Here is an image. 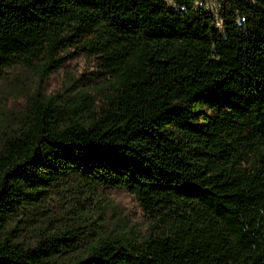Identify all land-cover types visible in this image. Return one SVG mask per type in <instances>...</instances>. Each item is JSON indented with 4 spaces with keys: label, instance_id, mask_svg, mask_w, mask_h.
<instances>
[{
    "label": "trees",
    "instance_id": "1",
    "mask_svg": "<svg viewBox=\"0 0 264 264\" xmlns=\"http://www.w3.org/2000/svg\"><path fill=\"white\" fill-rule=\"evenodd\" d=\"M176 1L0 0V83L34 81L0 121V264H264V0H211L220 25ZM69 182L131 196L143 226L17 242Z\"/></svg>",
    "mask_w": 264,
    "mask_h": 264
},
{
    "label": "rangeland",
    "instance_id": "2",
    "mask_svg": "<svg viewBox=\"0 0 264 264\" xmlns=\"http://www.w3.org/2000/svg\"><path fill=\"white\" fill-rule=\"evenodd\" d=\"M165 1L179 9L176 0ZM195 7L205 9L220 25L219 9L214 2L203 0ZM89 71L90 62L82 57L76 58L66 70L47 80L44 86L47 92H53L64 82H69L70 78H78ZM33 83V79L24 73L15 74L0 83V121L5 119L9 122L8 109L20 103ZM44 196L40 202L26 206L17 218V242L30 245L43 232L52 235L76 227H80L78 232L84 235L89 229L112 231L132 226L141 228L144 224L143 214L135 199L121 191H104L101 194L76 182H69ZM14 223L11 222L8 227L12 228Z\"/></svg>",
    "mask_w": 264,
    "mask_h": 264
}]
</instances>
